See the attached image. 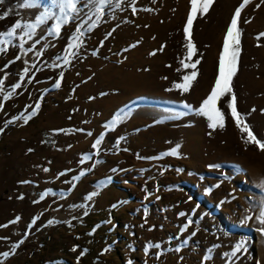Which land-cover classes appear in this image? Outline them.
<instances>
[{"label":"rangeland","instance_id":"obj_1","mask_svg":"<svg viewBox=\"0 0 264 264\" xmlns=\"http://www.w3.org/2000/svg\"><path fill=\"white\" fill-rule=\"evenodd\" d=\"M26 2L36 6H22ZM116 2L80 37L78 56L63 67L57 58L67 55L75 29L98 5L80 0L76 18L55 37L48 34L59 15L53 0L0 3V16L8 13L0 19L4 91L29 69L10 99L0 93V254L9 253L0 255V264H264V225L257 220L264 207V150L245 142L247 133L228 109L230 95L218 102L225 126L216 130L183 107L198 109L210 94L227 28L243 0H215L207 14L197 13L191 37L198 75L183 93L175 84L192 71L181 64L191 0H136V15L129 0L119 8ZM46 12L52 18L36 25L31 38L24 36L30 51L19 47L23 27L7 35L17 22L36 24ZM156 25L170 28L171 37H157L151 31ZM239 28L233 92L242 119L264 142L262 0L245 6ZM38 100L41 108L27 125L16 120ZM122 109H131L128 117L105 129ZM101 134L97 153L92 145ZM177 145L178 156L165 155ZM86 155L92 158L81 162ZM189 218L193 223L185 228Z\"/></svg>","mask_w":264,"mask_h":264},{"label":"snow or ice","instance_id":"obj_2","mask_svg":"<svg viewBox=\"0 0 264 264\" xmlns=\"http://www.w3.org/2000/svg\"><path fill=\"white\" fill-rule=\"evenodd\" d=\"M86 3H94L98 5L95 7V11L92 13V15H88L87 19H84L80 25L77 26L75 29L76 34L72 36V38L69 40L65 52L67 55L58 57V60L62 61V64L56 65L57 67H63L65 65L71 64V60L69 57H77L79 54V49L83 46V41L80 39V37L85 35V32H91L99 23V21L104 16V9L112 3V0H85ZM123 0H117V2L113 5L115 8H119ZM131 4V11L133 15H136L138 9L136 7V0H129ZM154 2V0H153ZM215 0H191V12L188 15L186 25L183 29L184 37L187 40V44L185 45L187 49V54L184 60H181V64L183 65L184 69L191 68L192 71L188 74H185L181 77L182 82L175 84V88L179 91L188 92L193 82L197 78V64L199 63V60L193 61V57L196 55V47L192 42L191 37V30L193 27L194 19L197 15V13L201 14H207L211 6L214 4ZM264 2V0H262ZM0 3H3V0H0ZM53 3L55 6L59 8V15H55V24L52 26V28L49 29L48 34L50 36L58 37L61 32V26L68 24L72 20L76 18L74 14L78 13V5L80 3V0H53ZM250 3V0H243V3L239 5L235 9V12L230 20V24L227 28V32L223 41V50L221 52V55L219 57V69H218V75L215 78L214 86L211 89L210 94L207 96L206 99L203 100L201 106L198 109H193L190 105L184 104L183 107L187 109L188 112L195 111L198 115H201L205 117L208 121L207 127L212 130H216L217 128H223L225 126V113L218 107V102L225 96L230 95V99L227 102L228 109L230 110V115L232 120L235 122L236 126L240 129L241 132H246L247 136L245 139V142H251L255 145H257L261 150H264V142H261L257 137L253 134L251 129L249 128L248 124L242 119V114L237 109V97L233 92V86L232 81L234 76L237 73L238 70V58L240 56V36L241 31L239 28L240 18L242 10L245 8L246 5ZM22 6L24 7H34L36 6L33 2H26ZM259 7V5L257 6ZM145 11H151V9H145ZM8 15L7 12L3 14V16H0V19H3ZM96 17V20H92V16ZM53 14L46 12L42 17H38L36 20V24H27L23 25L20 22H17L14 27L7 33L9 37H12L17 29H21L23 27L24 32L23 35L20 37L21 43L19 47L24 51H30L31 49H24V44L27 42L24 40V36H27L29 38L32 37L33 33L35 32L36 25L43 23L45 20L52 18ZM89 21H92V23H89ZM250 22V21H249ZM87 24V28H84V25ZM81 29H84L83 31ZM114 31V30H113ZM111 33L106 34L105 39L110 36ZM261 36H264V33L260 34ZM259 39V36L257 37ZM5 43V41H0V44ZM104 44V41L100 42V46L102 47ZM136 44L130 45L129 48L136 47ZM129 48L123 49V51H128ZM0 51H4L3 48H0ZM39 55V53H37ZM152 55H155V52L151 53ZM92 55H97L96 51L92 52ZM19 59V56L17 57ZM187 61V62H185ZM29 72V69L26 67L23 69L24 75L20 77V81L22 82L24 80V76L27 75ZM63 72L60 73V79L56 81L54 84V87L56 89H59L61 87V80L63 79ZM21 82H17L14 86H12L11 90L4 91L3 88V80L0 79V93H3V100L7 101L12 97V95L16 92L17 89L21 88ZM31 80H29V83ZM169 91L171 89H168ZM92 99V98H90ZM3 108V103H0V109ZM28 108H31L32 110L28 112L27 115H24L21 113L19 116L16 117V120H22L23 125H27L30 120L35 117L40 108L41 103L39 100L33 105H27L25 111H27ZM131 109H122L119 113L116 114L115 118H113L109 123H106L104 125L105 129L107 130H114L115 127L123 122L124 119H126L130 113ZM255 111V109H253ZM187 113L181 112L179 115H185ZM14 121H8L7 123H13ZM3 129H0V132H2ZM83 131V130H80ZM211 134V133H209ZM88 135H91L89 132ZM104 139V135L101 134L99 138L95 140V142L92 145L93 149L97 150V153L99 152V147ZM124 137H120L117 140V146L119 145V142L123 140ZM180 146L177 145L175 148H173L169 153H165V155H171V156H178V148ZM31 151V149H29ZM92 158L91 155H86L82 158L83 162L84 160H90ZM97 163H100V161H96ZM45 171H48V169H45ZM85 172H81L80 176H83ZM63 175V173L61 174ZM80 176L74 177L73 179L78 180ZM23 183H29L28 181H24ZM45 194H42L40 199L43 200ZM97 193L93 192L91 193L86 199L91 200L94 196H96ZM23 198V197H20ZM39 201H34V203H38ZM81 207H84V205H81ZM84 215H87V211H85ZM180 215H185L184 213H181ZM252 217H248V219H251ZM20 218L17 217L16 220L18 221ZM39 217H34L29 225V228L34 226L37 222ZM257 220L261 225H264V207L261 208L259 215L257 216ZM16 221H12V223H15ZM53 223L52 220L48 221V224L51 225ZM193 221L191 218H189L188 223L185 225V228H187L188 225L192 224ZM71 223L69 222V227H71ZM262 233H264V227L260 229ZM92 233H89L91 235ZM195 235V233H192ZM27 235V233H25ZM23 243V240L17 242L14 245V248H18L20 244ZM186 243V242H185ZM153 247V245H149L148 248ZM154 247H159V245H155ZM148 248L145 249V252L147 253ZM77 249L74 247L73 251H76ZM177 252L180 251L179 248L176 249ZM240 251V246L237 245L236 249L231 253L232 256H235L237 252ZM84 253L82 252L81 255ZM0 255H3L4 257H7L9 255L8 252H4Z\"/></svg>","mask_w":264,"mask_h":264},{"label":"bare ground","instance_id":"obj_3","mask_svg":"<svg viewBox=\"0 0 264 264\" xmlns=\"http://www.w3.org/2000/svg\"><path fill=\"white\" fill-rule=\"evenodd\" d=\"M151 31H152V33H155L156 35H157V37L158 36H169V37H171V29L170 28H168V27H159V26H154V27H152V29H151ZM150 34V33H149Z\"/></svg>","mask_w":264,"mask_h":264}]
</instances>
